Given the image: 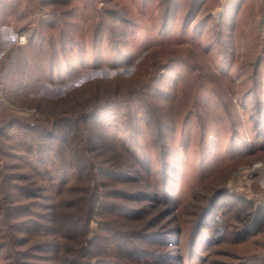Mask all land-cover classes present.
Here are the masks:
<instances>
[{"label":"rangeland","instance_id":"374dc122","mask_svg":"<svg viewBox=\"0 0 264 264\" xmlns=\"http://www.w3.org/2000/svg\"><path fill=\"white\" fill-rule=\"evenodd\" d=\"M0 20V219L15 247L60 256L38 248L61 238L39 222L51 205L73 209L92 180L59 168L38 131L101 95L89 155L133 175L101 186L153 195H108L148 211L123 225L158 215L149 230H177L176 264H264V0H0ZM113 218L97 212L90 226ZM5 223L0 243L12 241Z\"/></svg>","mask_w":264,"mask_h":264},{"label":"trees","instance_id":"16d2710c","mask_svg":"<svg viewBox=\"0 0 264 264\" xmlns=\"http://www.w3.org/2000/svg\"><path fill=\"white\" fill-rule=\"evenodd\" d=\"M109 101V98L103 99L101 95H97L93 104L85 102L80 104L78 109L71 108L68 111H61L54 117L51 125L41 124L38 131L39 136L43 138L41 146L47 150L54 148L59 168H74L80 175L86 174L92 180L85 188V194L65 202L66 205H73V209L63 207L61 204L51 205L50 222H39L33 218L27 221L34 225H38L39 222L38 226L45 230H50L53 227L59 233L61 236L59 242L55 237L45 238L38 244V248L55 249L59 246L60 256L56 260L49 261L45 260V255L34 251L33 246L15 247L19 241L23 242V239L13 229V222L0 219L3 220V223L7 222L5 223L6 230L9 237L12 238V241L8 239L4 243H0L2 248H9L8 258L0 264H176L175 259L179 256L173 252L171 244L177 230L173 228L165 230L163 228L166 227L165 224L159 226L160 228L152 227L154 229L149 230V224H153L156 218H159L158 215L147 217L142 223L134 226V223L140 222L148 211L142 206L117 201L108 196L121 193L129 198L148 199L153 195L147 190L127 192L120 191L118 188L108 189L104 185L101 186L98 179L99 177L127 179L133 176L127 169L94 160L88 152L90 146L95 143H93L91 133L87 132L86 123L106 107ZM68 136L73 139L69 146V154L65 152L63 146L65 138ZM52 138L56 140V143L51 141ZM145 166L147 167L148 164L146 163ZM101 181L104 184L105 180ZM4 193L6 198H12L15 195L10 190H5ZM18 207L17 205L9 206V209H5L3 214L9 217ZM105 211L116 214L120 219H97L98 227L90 226V221L95 218V214ZM260 214L258 211L253 221H258ZM150 219L151 221H149ZM133 220H135L132 224L133 228H126L123 225L129 224ZM145 224L149 226L147 227ZM170 229L172 231L168 232ZM91 230H96L93 235L88 233ZM102 230L106 233H102ZM162 245L166 246V250L159 248ZM104 248L115 249L116 255L105 256ZM96 255L98 257H94Z\"/></svg>","mask_w":264,"mask_h":264},{"label":"crops","instance_id":"0c3cea01","mask_svg":"<svg viewBox=\"0 0 264 264\" xmlns=\"http://www.w3.org/2000/svg\"><path fill=\"white\" fill-rule=\"evenodd\" d=\"M3 20H0V25H1V22H2Z\"/></svg>","mask_w":264,"mask_h":264},{"label":"bare ground","instance_id":"6f19581e","mask_svg":"<svg viewBox=\"0 0 264 264\" xmlns=\"http://www.w3.org/2000/svg\"><path fill=\"white\" fill-rule=\"evenodd\" d=\"M261 169L263 168V167H260Z\"/></svg>","mask_w":264,"mask_h":264}]
</instances>
